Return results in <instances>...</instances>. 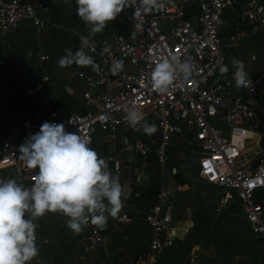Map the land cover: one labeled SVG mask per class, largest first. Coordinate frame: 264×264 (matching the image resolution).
Masks as SVG:
<instances>
[{
  "label": "built area",
  "instance_id": "2783aa9c",
  "mask_svg": "<svg viewBox=\"0 0 264 264\" xmlns=\"http://www.w3.org/2000/svg\"><path fill=\"white\" fill-rule=\"evenodd\" d=\"M194 2V11L187 13ZM139 2V0H137ZM165 6L143 18L134 17L135 9L126 7L114 21L125 29L106 33L90 41L85 52L100 65L79 68L83 104L66 111L57 105L46 85L49 78L41 72L34 87L40 89L32 113L25 125L0 139V167L12 168L18 183L30 187L38 169H29L20 159L19 147L27 137L39 131L44 122L63 123L65 130L89 138V147L105 159L118 175L121 159L102 149V143L115 140L119 148L136 152L139 165L148 157L157 168L159 184L150 192L140 186L130 188L136 196L146 195L143 218L150 229L148 248L136 252L128 264H155L156 252L173 236L172 188L164 182L166 174H174L169 165L173 142H184L197 151V174L218 191L213 210L221 213L236 204L248 230L254 235L264 264V205L260 199L264 187V146L259 145L252 110L264 101V73L249 75L251 88L237 89L225 56L224 42L234 43L240 33L255 35L264 29V0H164ZM45 0H0V42L7 33L24 21L38 31L48 12ZM236 23L224 37L220 30L230 17ZM81 31H73L79 48ZM94 45V46H93ZM178 55L193 65L188 81L178 79L160 94L146 78L163 58ZM48 51H36L37 67L48 60ZM123 60V70L111 75L114 61ZM228 65L229 73L219 72ZM135 109L145 119L131 125L127 111ZM155 124L157 131L148 136L143 124ZM144 134L146 137H138ZM132 136V138H130ZM88 245L100 244L104 235L89 223L83 229Z\"/></svg>",
  "mask_w": 264,
  "mask_h": 264
},
{
  "label": "crops",
  "instance_id": "0c3cea01",
  "mask_svg": "<svg viewBox=\"0 0 264 264\" xmlns=\"http://www.w3.org/2000/svg\"><path fill=\"white\" fill-rule=\"evenodd\" d=\"M45 1L49 9L38 31L29 21H24L11 29L0 42V139L15 133L27 122L40 92L34 85L41 72L48 75L46 85L53 92L57 105L72 111L83 104V83L75 75L81 66L73 64L61 69L57 62L66 54L65 49H78L73 31L78 30L88 36L90 28L78 18L73 0L63 4H57L55 0ZM192 4L193 1L188 6ZM235 23L232 16L220 30L223 40ZM105 34L97 33L92 40H98ZM224 47L232 70H235L231 65L233 58L244 63L248 75L260 74L264 70V29L255 35L240 33L234 43L225 41ZM36 51L49 52L48 60L40 69ZM260 111H264V101L252 110L251 115L257 118ZM249 118L251 122L256 121ZM180 144L183 147L179 148L180 155L176 156ZM102 149L121 159L123 168L118 175L107 164L112 176L119 179L124 189L123 208L117 217H108L110 228L107 233H102L103 242L86 244L83 230L75 234L66 226L67 217L63 220L56 217L58 213H47L35 221L39 253L30 264H128L136 252L147 250L151 233L143 212L138 209H145L146 195L136 196L130 188L140 186L150 192L152 186L149 183L159 184L158 175L153 171L157 168L150 156L149 162L140 166V156L133 151H123L115 140L103 142ZM191 149L182 141L173 142L171 147L168 163L175 167L176 172L166 174L164 182L172 188L173 236L156 252L155 264H262L258 243L248 230L240 207L234 204L221 213L214 212L218 191L197 174V154L196 159L190 161L182 157ZM8 177L16 180L10 168L0 167V179L7 180ZM259 196L264 205V187ZM237 212L241 213L245 224L237 222ZM40 219H45V222L39 223ZM139 240H142L141 245Z\"/></svg>",
  "mask_w": 264,
  "mask_h": 264
},
{
  "label": "clouds",
  "instance_id": "9594fccd",
  "mask_svg": "<svg viewBox=\"0 0 264 264\" xmlns=\"http://www.w3.org/2000/svg\"><path fill=\"white\" fill-rule=\"evenodd\" d=\"M76 14L90 28L82 38V46L75 51L65 49L57 66L73 64L90 66L99 71L100 65L85 52L92 37L102 33L108 22L121 11L135 9L134 17L143 18L153 10L163 8L164 0H75ZM94 46V45H93ZM232 74L237 89L251 88V80L244 63L233 58ZM123 60L114 61L111 75L119 74ZM222 75L229 73L228 65H219ZM193 65L171 55L158 61L146 78L147 84L157 93H166L178 79L188 81ZM129 124L136 125L145 119L135 109L127 111ZM143 133L152 136L157 127L145 123ZM90 137L68 132L63 123L44 122L38 132L26 138L19 147V157L29 169H38L30 187L14 179H0V264H30L38 256L35 221L47 213H60L67 217L66 226L75 234L89 223L99 230L106 227L109 216L117 217L123 208V185L113 177L107 161L89 147ZM107 214V215H106Z\"/></svg>",
  "mask_w": 264,
  "mask_h": 264
},
{
  "label": "rangeland",
  "instance_id": "374dc122",
  "mask_svg": "<svg viewBox=\"0 0 264 264\" xmlns=\"http://www.w3.org/2000/svg\"><path fill=\"white\" fill-rule=\"evenodd\" d=\"M52 1V0H51ZM65 1H68V0H55V2L57 3V4H63ZM71 1V0H70ZM74 2H75V0H73ZM194 5L192 4V5H189L188 7H187V13L189 14V15H191L192 13H193V11H194ZM110 29H117V30H123L120 26H119V24H116V22L113 20V21H110V22H108V24H107V26L105 27V29L103 30V32L102 33H107ZM261 73L263 72L264 73V70L263 71H260ZM138 137H141V138H145L146 136L144 135V134H138L137 135ZM183 147V144H180V146L177 148L178 149V152H175V155L176 156H179L180 155V149L179 148H182ZM196 154H197V152L194 150V149H191L187 154H184L182 157H184V158H186V161H187V159H188V161H190L191 159H196ZM182 155V154H181ZM8 179H12L11 177H8ZM149 185H151L152 186V188H150V190H153L156 186H154L155 184L152 182L151 184L149 183ZM154 186V187H153ZM145 191H147V190H145ZM214 193V192H213ZM128 199V198H127ZM126 199V200H127ZM126 202V201H125ZM125 207H128V205L126 206L125 205ZM138 208V207H137ZM140 211H142V212H144V209H141V208H138ZM238 213V212H237ZM57 218H60V219H65V216H63V215H61L60 213H58V215L56 216ZM236 219H237V222H239V223H244V221H243V219L241 218V213H238L236 216ZM119 219H122L123 220V217H121L120 215H119ZM121 220V221H122ZM39 223L40 222H45V219H40L39 221H38ZM47 222V221H46ZM245 224V223H244ZM36 235H37V233H36ZM111 239H109V241H110ZM139 243H140V245L142 244V240L140 241L139 240ZM128 247V246H127ZM130 248V247H129ZM130 250H131V248H130ZM126 252V251H125ZM131 253H132V251H131ZM130 253V254H131Z\"/></svg>",
  "mask_w": 264,
  "mask_h": 264
},
{
  "label": "water",
  "instance_id": "95a60500",
  "mask_svg": "<svg viewBox=\"0 0 264 264\" xmlns=\"http://www.w3.org/2000/svg\"><path fill=\"white\" fill-rule=\"evenodd\" d=\"M257 120L255 121V129L259 133L258 143L264 146V111L257 113ZM10 172L13 173V169L10 168Z\"/></svg>",
  "mask_w": 264,
  "mask_h": 264
},
{
  "label": "trees",
  "instance_id": "16d2710c",
  "mask_svg": "<svg viewBox=\"0 0 264 264\" xmlns=\"http://www.w3.org/2000/svg\"><path fill=\"white\" fill-rule=\"evenodd\" d=\"M156 173V170H153ZM110 228L109 224H106V227L103 230H99L101 233H107L108 229Z\"/></svg>",
  "mask_w": 264,
  "mask_h": 264
}]
</instances>
